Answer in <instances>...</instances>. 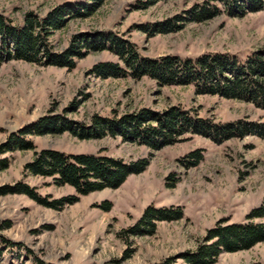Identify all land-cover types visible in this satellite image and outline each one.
<instances>
[{"label":"rangeland","instance_id":"374dc122","mask_svg":"<svg viewBox=\"0 0 264 264\" xmlns=\"http://www.w3.org/2000/svg\"><path fill=\"white\" fill-rule=\"evenodd\" d=\"M100 8L88 18L70 20L49 39L53 51L64 50L79 33L110 32L128 41L140 57L195 59L204 54L245 58L264 49V9L232 17L224 0H0V15L19 26L26 12L43 17L61 4H91ZM208 4L219 15L192 22L188 12ZM178 17L181 29L149 35L140 29ZM101 62L124 65L108 51L89 53L75 68L43 67L24 61L0 63V145L11 134L43 117H64L90 127L93 116L119 119L140 111L162 112L169 107L214 124L263 123L264 110L246 102L197 95L192 86L159 87L153 79L131 76L100 79L89 70ZM36 151L51 149L65 155H99L123 163L146 159L147 167L130 175L117 189L85 196L50 179L24 172L32 151L0 155L8 168L0 171V187L28 186L48 202L77 197L59 210L47 208L22 194L0 196V264H186L181 254L195 252L208 229L221 219L244 223L264 198V138L248 134L220 143L185 134L172 145L151 149L121 137L79 139L69 132L28 135ZM199 151L201 161L188 163ZM107 204L109 210L103 207ZM181 209L178 221H156L151 235L130 236L146 207ZM264 223V217L252 220ZM6 224V225H5ZM214 264H264V243L248 250L221 253Z\"/></svg>","mask_w":264,"mask_h":264},{"label":"trees","instance_id":"16d2710c","mask_svg":"<svg viewBox=\"0 0 264 264\" xmlns=\"http://www.w3.org/2000/svg\"><path fill=\"white\" fill-rule=\"evenodd\" d=\"M157 0H149L148 5ZM100 4L68 3L54 7L43 17L33 12L22 16L21 25L11 26L0 15V63L5 61H24L43 67H57L71 70L75 61L83 59L89 53L108 51L124 65L101 62L92 66L89 74L100 79L131 76L133 79L148 77L159 87L192 86L197 95L220 96L226 99L246 102L264 110V49H258L243 59L229 54H204L195 59L178 56H164L157 59L140 57L134 45L110 32L79 33L71 37L68 46L55 53L49 39L63 29L70 20L88 18ZM225 10L232 17H242L247 12L264 9V0H224ZM190 21L209 20L219 11L208 4L195 5L187 13ZM180 19V18H179ZM178 17L163 23L142 26L140 29L149 35L166 34L181 29ZM69 132L79 139H100L106 136L121 137L125 141L137 142L151 149L172 145L177 138L185 134L200 135L220 143L232 138H242L254 134L264 138L263 123L214 124L202 120L180 107H169L158 113L140 111L126 114L119 119L93 116L90 127H82L64 117H43L33 124L23 127L18 133L11 134L0 145V155L14 151H32L33 156L24 165V172L33 177L50 179L58 187L68 186L76 195L85 196L105 189L119 188L130 175L140 174L148 165L146 159L133 163L99 155H65L51 149L35 150L34 145L25 139L28 135H55ZM190 165L201 161L199 151L187 156ZM8 168V160L0 159V171ZM22 194L35 202L54 210L66 204L77 202V197H66L47 201L38 197L31 188L21 183L0 187V196ZM105 211L110 208L107 204ZM183 217L181 209H154L146 207L141 217L127 230L130 236L151 235L156 221H178ZM264 217V198L261 205L249 212L244 223H229L221 219L208 229L202 244L195 252L181 254L186 264H214L223 253L248 250L264 243V223L252 220ZM6 225V224H5ZM170 259L165 264H171ZM39 264H43L39 262Z\"/></svg>","mask_w":264,"mask_h":264}]
</instances>
